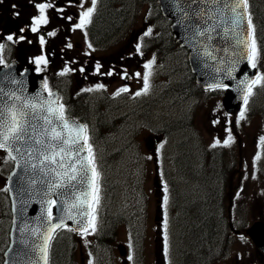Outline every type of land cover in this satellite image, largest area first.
I'll use <instances>...</instances> for the list:
<instances>
[{
	"label": "rangeland",
	"instance_id": "obj_1",
	"mask_svg": "<svg viewBox=\"0 0 264 264\" xmlns=\"http://www.w3.org/2000/svg\"><path fill=\"white\" fill-rule=\"evenodd\" d=\"M0 2L1 5H4L5 3L8 7L13 5L12 0H2ZM253 4L261 9L264 17V0H253ZM141 6H143L141 3H137L135 7L132 6V17L129 21V26H131V28H139L141 20H144L145 18L146 6L140 8ZM88 7H91V3L88 4L87 8ZM25 9L32 8L29 6V3L23 2L22 11L24 14V20L28 21L24 23V26L27 27L32 24H30V12L24 11ZM8 14L11 16V12H8ZM258 24L261 32L264 33V21L261 25L260 21H258ZM40 26L41 29L54 32L55 36L53 37L55 39L53 42H50L52 43L51 45H46V47L41 50L40 54L37 53L36 57L41 55L46 56L48 61L46 65L50 64L54 67V74L57 75L56 70L61 68V64L54 63L49 56V53L54 47L63 45L69 37L67 35L63 37L52 21H48L46 24ZM73 37V44H80L81 54H85L83 60L80 62V66L86 73L81 77L80 71L77 72L80 86L77 81L73 79L72 75V80L71 82L69 81L70 83L66 82V80H61L64 81V83H62L65 98L68 101L72 98L74 93L81 92L83 99L87 102L86 112L88 114H95L96 110L100 111L102 114V121L106 125L111 126V124H113L117 127L111 134L104 137L102 141H97V145L103 144V147H101L102 145L98 147V157L101 160L106 156L105 153L107 150L114 152L115 149H119L118 153H123L120 161H118L119 159L117 160V155H115L114 159L111 158L109 163L101 162L103 173L107 175V182H111V180L115 182L113 209L115 211H122L127 217L126 220L128 222L122 224L118 228L117 247L115 248L117 262L111 264H124L122 259H119L120 246L123 248L125 247L128 250L127 257L131 259V264H163V261L159 263V251L163 253L164 243L162 248L161 241H159L161 226L156 211L158 199L160 198L157 196V188L155 187L157 174L152 157L146 154L145 140L151 136L149 130L153 126L158 127L166 125L180 117L193 118V121L197 126L199 120L200 125L205 129L210 118L207 109L211 107L215 110V125L210 129V133H205L203 130V135L197 136L195 131H192L191 129L182 131V133L181 131L171 130L170 135H168L167 132L164 134L161 143L162 149L160 150V159L170 163V160H173L174 155L176 158L175 150H171V147L176 148V141L187 137V146H189L190 150L196 155L193 158V163L198 164L200 161L199 159H202L200 158L202 157L200 153L204 143L207 144L223 138L228 140L230 136L228 132L220 129L221 116L218 112L216 96H209L204 99H202V97L175 99L176 96L172 94L170 97L167 96V98L161 97L162 102L152 101L148 104L143 100L141 95L135 96V93L140 91L137 89V86L143 88L144 74L150 71V78L156 83V86H158L164 81L169 82L172 80V82H175L177 78L180 77V73H175V69H173L174 67L168 66L170 71L168 76L167 72L163 69H159L160 71L153 70L151 67L150 69H145L144 66L133 69L132 74L128 71V64L125 62L123 69L115 75V79L104 80L100 74H95L94 71H97L96 65H100L103 59L113 58L115 53L112 55L109 54V51H111V45H107L101 49H95L89 47V44L85 42V37L82 39L80 34H76ZM23 41V48L29 50L30 45L34 43L33 41L38 42L39 39L34 38L32 40L31 38L28 39L25 37ZM115 45L116 44L113 46ZM27 55L28 59L32 56V54ZM148 55L149 57H154V51L151 48ZM178 62L179 61L175 59V64L173 66ZM82 72L83 71H81V74ZM137 72L141 74L139 77L135 75ZM133 80H135V82H133ZM98 84H103L105 89H97L96 85ZM122 87H127L129 91L122 92L120 95H116L115 98H110L111 95H115V93ZM263 88L264 87H261L260 90L263 95L256 103L255 101L253 102V111H249L255 115L262 112L264 113ZM86 89L93 90L86 91ZM71 102H73V99H71ZM97 105L98 107L96 109L95 106ZM197 107L199 110H197ZM240 122L241 119L239 118L237 121V128H239ZM89 130L92 132L93 136H95L97 130L95 119L90 120ZM262 137L261 124L257 119L251 123H246L243 139L245 151L240 149L236 151V161L233 167L234 178L232 181H235V190L237 186H240L239 178L242 173L245 172L244 170L240 172V167L236 165L243 162L247 169L246 178L243 176V179L245 180L243 184L245 194H241L237 197V202L234 208L237 219L238 215L242 218L245 214L246 227H248L255 219L264 218L262 217L264 216V152H262V149H264V142H261ZM231 144H233L235 148L240 145L237 140H234ZM189 148L185 147V150ZM176 150L179 152V156L176 159V162L178 163L182 160L184 151L182 150V147H179V149L177 147ZM1 153L0 150V164L3 161ZM255 166L258 170V174L256 175L254 170ZM7 168L8 164L4 166V170ZM181 172L184 178L188 179L183 183L177 181V179L174 180L175 184L173 186V191H175V196L179 195V197L176 198L179 205L187 203L190 199L195 200L202 195L199 194L200 182L198 179L189 175L191 169L188 168L186 170L189 174H184V171ZM212 175L213 172L209 171L206 174V178H209ZM4 181V176L0 174V188L5 185ZM184 193L191 195L189 198H185L186 196ZM164 194H167L165 188ZM208 211L209 209H204L205 214H208ZM166 213L167 211L163 207L162 214L166 215ZM172 213L173 215H177L174 210ZM171 215L172 214H170V216ZM182 215L189 217V210H183ZM179 219L180 217L177 215L173 221L178 223L177 220ZM237 225L241 226L242 224L239 222ZM91 239L92 234H87L81 238L75 237L73 240L77 243L75 256L78 258L79 264H93V260L91 258L89 259L90 253L88 250V242ZM253 251L254 249L251 245L240 244L233 238L226 259H220L215 264L250 263L255 258ZM97 264H102V262L98 261Z\"/></svg>",
	"mask_w": 264,
	"mask_h": 264
},
{
	"label": "snow or ice",
	"instance_id": "obj_2",
	"mask_svg": "<svg viewBox=\"0 0 264 264\" xmlns=\"http://www.w3.org/2000/svg\"><path fill=\"white\" fill-rule=\"evenodd\" d=\"M214 3L221 4L222 0H214ZM248 3L249 0H227L223 3V7L227 10V14H230V24L237 37V44L243 45L246 50L245 58L248 60L249 66L252 69H257L259 49L255 38V25L252 23L250 13L247 12ZM51 6L49 3L35 5L39 10V15L32 18V32H38L40 25L48 22L45 10ZM95 6L96 0H91V7L80 13L79 23L75 25V28L84 29L91 23ZM244 24L247 26L246 31L241 29ZM235 29H241V31L236 32ZM20 31L23 32L24 29ZM151 31L152 29L149 28L145 35L151 34ZM48 35H55V33H48ZM6 39L13 41L15 37L10 34ZM18 39L24 40L25 37L21 35ZM39 39L43 45L44 37L40 36ZM71 46V44L68 45V47ZM4 48L5 45L0 43V53ZM137 50L139 51V46ZM34 62L37 65L36 71L39 72L43 70L39 65L42 63L46 65L48 61L46 56L41 55L35 57ZM2 63L3 58L0 56V64ZM152 63H154V58L153 61L144 65L145 69H150ZM96 69L99 71V64L96 65ZM69 71L71 69L65 67L60 75ZM135 75L139 77L141 74L137 72ZM227 75L231 76V72L229 71ZM149 81L150 71L144 74L143 88L137 91L135 96L147 94L150 89ZM255 85L264 86V74L257 73L252 78L245 77L237 82V90L243 93L242 101L245 106H247L249 98L254 95L253 86ZM103 87V84L96 85L97 89ZM208 88L226 89L228 85L217 82L209 84ZM43 89H48L47 80L44 81ZM92 90L86 89V91ZM20 91L22 92V90ZM128 91L127 87H122L115 95ZM0 97L4 98L0 100V150L7 153L6 162L12 161L19 165L20 160H24V166L30 168L44 184L47 189L46 194L57 196V199L49 200L46 203L58 207L63 212V215L59 217L53 216L51 207H49L44 231L41 233L37 229H30L33 235H38L41 240V243L35 245V250L39 254L38 261L47 264L48 244L54 238L57 230L67 228L82 236L88 234L89 227L95 231V218L89 219V209H92L93 212L96 210L93 204L98 207L101 192L100 173L97 170L95 152L89 143L90 137L85 135L87 126L77 124L66 117L64 105L60 103V98L51 89H48L45 98L42 93H37L35 96H24L17 95L16 91L5 92L3 88H0ZM245 110H241L240 119H244ZM231 139L229 136L224 143L228 144ZM261 140L264 141V137ZM219 143L220 141L217 140L216 144ZM25 157H27L26 160ZM33 160L36 163H32ZM35 182L34 179L32 183ZM81 189L83 190L81 191ZM7 190L5 189V191ZM165 191H167L166 187ZM66 192H71V203L65 202L63 199ZM164 202L167 204V196H165ZM68 220H71L75 226L70 227L66 223ZM165 240H167L166 235ZM30 264H38V262H30Z\"/></svg>",
	"mask_w": 264,
	"mask_h": 264
},
{
	"label": "water",
	"instance_id": "obj_3",
	"mask_svg": "<svg viewBox=\"0 0 264 264\" xmlns=\"http://www.w3.org/2000/svg\"><path fill=\"white\" fill-rule=\"evenodd\" d=\"M158 2L164 15L172 20L171 28L174 36L190 51L188 58L191 69L197 76V82L205 87L209 84L225 82L228 88L224 105L228 110L239 107L243 93L237 90V82L245 77L252 78L256 75V70L249 66L245 58L244 46L236 42L237 37L230 24V14H227V10L223 7V3L227 0H222L221 4H215L214 0H158ZM246 27L244 24L241 29L246 31ZM241 29L235 31L240 32ZM35 68L34 64L22 67L16 62L0 67V88L5 92L16 91L17 95L24 96L42 93L46 98L43 75L36 72ZM229 71L231 76L227 75ZM52 92L59 97L57 88ZM2 99L4 98L0 97V100ZM69 119L85 125L73 118L69 117ZM32 163L36 161L33 160ZM34 179L36 182L32 183ZM7 188L11 198L13 218L10 242L4 252L2 264H30V262L43 264L42 261H38L39 254L35 250V245L41 243V240L38 235H33L30 229H37L41 233L44 231L49 207L53 216L63 215L58 207L46 203L57 199V196L46 194L47 189L44 184L30 168L24 166V160H20L19 165L14 163L8 175ZM63 199L71 203V192H66ZM89 213L90 219L92 209H89ZM66 223L75 226L71 220ZM248 232L264 251V222L255 223Z\"/></svg>",
	"mask_w": 264,
	"mask_h": 264
},
{
	"label": "trees",
	"instance_id": "obj_4",
	"mask_svg": "<svg viewBox=\"0 0 264 264\" xmlns=\"http://www.w3.org/2000/svg\"><path fill=\"white\" fill-rule=\"evenodd\" d=\"M105 2V10H102L100 14L98 13L95 19L96 22L93 24V28L96 33L99 32L103 34L109 29L114 28V26L119 24L128 15L127 10H125L123 5L120 8L116 7V3L119 2L110 3V0H105ZM152 10L154 11V13L151 12V15H157L158 17H161L162 20H166L161 16L156 5V1L154 0H152ZM165 31L167 35L165 37L166 39L164 38L160 43H158L160 44L161 49L171 51L172 48L177 47V43L173 38L168 26H166ZM192 81V74L187 69V71H185V76L180 81V83L177 84L178 91L183 92L191 90L193 88ZM183 93L185 94V92ZM184 120L188 122V120ZM209 203H213V201L211 199L208 201L201 200L189 203V207L194 206L198 207L199 209L203 208L204 210L210 207ZM4 210L5 207L2 203L0 205L1 217L2 220L4 219L7 222L3 223L1 226L0 239L5 245L7 243V229L10 219V211L8 208L7 210ZM201 213L197 218L198 220H195V218L193 217L192 221L189 219L188 225L185 226L183 239L181 241L182 247L180 248L178 253L177 264H211L209 262L220 252L221 247H219L220 243L218 242L220 241L221 233L223 234L222 225L224 218L222 215H213L209 211L208 214H205L204 212ZM115 223V217L107 216L106 221L101 225L103 227H100L97 231L95 245L97 249L100 250L101 257L103 258L109 257V250L116 235ZM67 238L69 237L67 236ZM63 241H68V239H65ZM3 246L0 248V250L3 248ZM66 247L67 243L61 242L58 252L57 248L55 253V256L58 258V262H62V264L66 262L65 258L69 260V263L71 260V251Z\"/></svg>",
	"mask_w": 264,
	"mask_h": 264
},
{
	"label": "flooded vegetation",
	"instance_id": "obj_5",
	"mask_svg": "<svg viewBox=\"0 0 264 264\" xmlns=\"http://www.w3.org/2000/svg\"><path fill=\"white\" fill-rule=\"evenodd\" d=\"M38 3H49L52 6L49 7L52 19L56 20L59 24H61L62 28L65 30L66 35L68 37H73L76 34H80L81 36H84L85 33L82 32L83 29H77L75 28V25L79 23L80 18V11L84 10V6L78 5V0H35ZM98 1V0H97ZM115 2V0H110V3ZM103 4H106L105 0H102ZM68 17H71V19H68ZM96 19V18H95ZM5 20H3L1 23H3ZM128 20H122L119 24L114 26V28L109 29L108 31L104 32L103 34L94 31L93 25L90 24L86 26V35H87V28H88V34L91 37H94L97 40H107V41H113L115 46L111 48V51H109L110 55L115 52L113 55V58L107 59L105 63H111V67L118 68V65L124 64L127 62L128 67L130 70L136 69L138 67L144 66L148 62V52L145 51L146 48L138 46L134 44L135 39H139L140 36L143 34L140 32H136L135 28L131 30V32H126L128 28L127 25L129 24L127 22ZM96 22V20H93V23ZM92 25V26H91ZM14 37H18L23 34L19 30V28H15L14 30L10 31ZM99 33V34H98ZM126 43H122L123 41H126ZM69 44L65 45L64 50L62 51H54L55 53V62L58 61V58H60L62 55L64 58L68 60V65L71 67H74L78 65V61H75V58L78 55L79 50L74 48L72 45L71 47H68ZM123 45V46H122ZM25 62V60H22ZM79 69L76 68V71ZM135 82V80H133Z\"/></svg>",
	"mask_w": 264,
	"mask_h": 264
},
{
	"label": "bare ground",
	"instance_id": "obj_6",
	"mask_svg": "<svg viewBox=\"0 0 264 264\" xmlns=\"http://www.w3.org/2000/svg\"><path fill=\"white\" fill-rule=\"evenodd\" d=\"M193 158H194V157H192L190 160L193 161Z\"/></svg>",
	"mask_w": 264,
	"mask_h": 264
}]
</instances>
